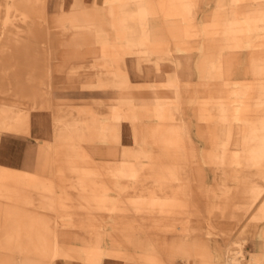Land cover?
<instances>
[{
	"label": "bare ground",
	"instance_id": "1",
	"mask_svg": "<svg viewBox=\"0 0 264 264\" xmlns=\"http://www.w3.org/2000/svg\"><path fill=\"white\" fill-rule=\"evenodd\" d=\"M46 1L0 0L3 16L14 20L17 34H23L16 38L15 51L25 50L38 36L52 39L85 27L80 0L56 21L49 20L53 17ZM99 4L103 5L100 15L111 16L119 40L110 42L106 27L98 25L97 57L85 69L95 76V87L116 92L134 86L125 60L135 56L139 65L152 63L157 70L165 62L172 65L166 80L150 85L171 94L146 104L117 98L105 114L99 109L106 102L103 99L97 100L98 109L74 106L54 119L53 140L47 143L52 151L46 154L49 174L0 166V264H104L110 258L127 264H175L170 256L159 257L151 233L172 231L168 220L193 204L204 211L212 228H216L214 211L233 206L253 212L255 222L237 237L228 231L221 236L218 257L223 264H264V249L248 256L249 245L253 250L264 246L260 235L264 228L259 226L264 218V0H103ZM57 6L62 8V2ZM50 44L45 46L48 52L53 51ZM5 49L11 45L0 42V50ZM10 65L0 67L5 70ZM16 82L0 85V131L30 134L32 120L24 97L40 96L41 86L27 92L21 81ZM48 87L51 93L54 87ZM12 96L17 97L15 102ZM76 158L82 161L74 167L69 161ZM92 159L101 163L92 164ZM65 175L82 185L83 193L127 192L134 202L151 195L157 203L147 209L160 216L146 230L153 247L140 250L142 230L122 227L119 213L106 212L105 220L93 215L94 206L80 197L74 204L73 187L57 186L56 178ZM131 205L139 214L138 204ZM200 224L182 221L178 225L182 236L171 241L178 244L183 264L201 258L195 236Z\"/></svg>",
	"mask_w": 264,
	"mask_h": 264
},
{
	"label": "rangeland",
	"instance_id": "2",
	"mask_svg": "<svg viewBox=\"0 0 264 264\" xmlns=\"http://www.w3.org/2000/svg\"><path fill=\"white\" fill-rule=\"evenodd\" d=\"M75 1L76 0H48L46 1V5L48 6L47 8L48 15H51L53 17V18H49V20L56 21L60 17L63 18L64 17L63 10L65 12L71 10L73 7V4H75L74 3ZM2 2H0V42H4V43L8 42V44L11 45V49H7V50L5 49L6 51L0 50V55H2L0 56V60H1L0 65L5 64V63L7 64L8 62L11 65L5 70H2V68L0 67V85L1 86L6 85V84H12L16 81H18V83L19 81H21L20 84H23L25 73H27L28 71L30 72L32 69L34 71L37 69L38 71L36 75L40 79L41 77H43L44 79V75H45L44 70L48 67V65H50L53 69H56L57 71L60 69L59 72L54 73V76H55V78H53L54 83L59 84L61 86L68 85V84L74 83L73 82L74 80L75 81L77 80L76 79L77 75H75L74 80L68 79V76L70 75L68 72L69 70L75 69L78 72L77 74H79V70L84 71L85 69H87L85 66L88 65L90 62L94 61L95 58L97 57L98 50L94 47L87 48V46L86 47L77 46V47H74L73 49H70V47L64 48L62 46V44L64 43L63 37L69 33L68 31H66L63 34L59 33L58 36L54 35L52 36L53 37L52 39H49L48 36L45 34L38 36L37 39L35 38V39L30 40L29 42L30 46L26 47L25 50L16 49L15 51L14 47L19 48V45H17V42L15 43L16 38L23 37V34H17L18 32L16 31V25H15L14 20H12L11 18L7 16H3L4 13L2 11L4 9H1V7L3 8ZM58 2H62V8L57 6ZM55 15H57V17ZM51 16H48V17H51ZM48 17H47V20H48ZM68 35H71V33ZM51 42H52V45L51 44L50 45L53 48L52 49L53 51H51L52 54L51 52H48L45 48V46H47L48 43H51ZM20 43L22 44V41H20ZM33 44H36L35 46L36 48L31 47V45ZM40 47L42 48L39 49ZM24 53H25L24 55L25 59L23 60ZM36 61L37 62L40 61L41 64L35 66L34 64L37 63ZM10 75L11 76L16 75L17 79L16 80L10 79L11 78ZM19 77L20 79H18ZM56 77H57V80H56ZM59 90L60 91L65 90L66 92L71 93V89H61L60 88V89L54 90L55 97H56V94L59 92ZM93 94H94L93 97L87 96V97L80 98V96L78 95L72 96V97L69 96L70 99L65 98L66 100L64 101H66L67 103L76 104L82 101L95 102V99L100 98L99 95H101L102 98H104V91L97 90ZM73 97H76V98L73 99ZM109 107L110 106L103 105L104 114L105 112L107 113L108 111L107 109ZM46 111L49 112V110H46ZM34 112L35 111H33V113ZM49 114L51 113L49 112ZM50 119H52V114L50 115ZM47 148H48L46 149L48 151L47 154L48 153L52 154L50 147L48 146ZM48 159L50 158L49 157L47 158V164H48ZM81 161L82 160L76 158V159L69 161V164L75 167L79 165ZM91 162L92 164H96L99 162L101 163V161H98L96 159H92ZM164 162L169 163V164L172 163V161L170 160H166ZM56 179L59 182V184L57 183V186H61L63 190L73 187V192L71 193V197L73 198L72 202L74 204L78 202L77 201L78 197H80L83 201L89 202L90 205L94 206L93 210L91 211L93 215L98 214V217H103L105 220H107V217L105 216L106 212L108 213L113 212L114 214L119 213L120 222L123 225L122 227L131 228V229L138 228L139 230H142L139 232L140 233L139 236L141 240L140 244L142 246L140 250L141 249L148 250L153 247V242L149 238V233L146 230L147 228L152 226L151 224H153V222L156 221V219L160 220V216L158 215V213L153 212L152 210L148 211L147 209L148 204L151 205V204L157 203L156 201H153L152 199L149 198L151 195H149V197L141 195L134 202L133 198H129L127 196L126 194L127 192H125L124 194L123 193L119 194L116 191H114L113 194L111 193L103 194L97 191L83 193V191L80 190L79 188V186L81 187L83 186L79 184L71 183L72 178L70 176L65 175L62 178L59 176ZM112 180H118V178H113ZM67 181H70V183H67ZM195 181L197 180L195 179L194 182ZM108 196L110 198H108ZM195 196H197V194H195ZM186 202L191 203L189 200ZM194 202L196 201L194 200ZM133 203H137L140 208L139 214H137L138 216L135 215L136 210H134L135 208H133L131 205ZM100 204L101 205L106 204L107 207L104 208V206H102L103 208L102 207L100 208L99 207ZM118 205L121 206L119 209L110 208L111 206L117 207ZM190 206L187 209H184L183 211L180 210L182 211L181 213H183L182 215L179 214L174 217L172 216V219L168 220V222L170 221L172 222V226H171V228L173 229L172 231H157V232L151 233L159 245L158 255L160 258H163V257L165 258L167 256H170L172 257V260L175 262V264H183L182 259L178 257L179 256L178 244L172 243L171 241H173L174 239H179L182 236L181 228L178 227V225L182 221L190 220L191 223L200 222L202 224V225L200 224V226L197 225L198 227L197 231L196 233L194 232L195 236L197 237L199 241V243L196 246V249H197L198 254H201V258L200 257L197 258L195 264H201L206 260L211 261L214 264H223V259L221 257L220 258L218 257V254L221 253L222 251L221 248L223 246V241H222L221 236L225 235V233L227 234V231H228L229 232L228 235H230L231 237H237L239 235V231L245 228V226L247 227L248 223L252 224V222H255V221H252L253 212L244 213L243 211H237L235 208L232 209L233 206H229V208L231 209L228 208L222 211L217 210L212 213L213 223L215 224V227H216V228H212L211 226H208L206 223V220L204 217V211L198 208V206H196L195 204L192 205L193 206L192 208ZM259 226L261 227V229L264 228V218L260 219ZM222 229L226 231L221 232L220 230ZM108 230H111V228L109 227L107 231ZM260 235L264 237V232L263 233L261 232ZM159 239H161L160 243L158 241ZM163 239H166L168 242L170 241V243H165ZM263 249H264L263 244L262 246H259L255 250H252V248L249 247L248 250L251 252L248 253V256L250 255V253H252V251L256 253V252L262 251ZM119 262H123L127 264V261L124 259L119 260ZM75 263L82 264L77 261Z\"/></svg>",
	"mask_w": 264,
	"mask_h": 264
},
{
	"label": "crops",
	"instance_id": "3",
	"mask_svg": "<svg viewBox=\"0 0 264 264\" xmlns=\"http://www.w3.org/2000/svg\"><path fill=\"white\" fill-rule=\"evenodd\" d=\"M102 1L103 0H80L82 4L80 10L83 12L81 22L85 27L75 28L69 31L68 34L71 33V35L66 34L63 37L64 43L62 46L64 48L70 47V49H73L77 46H87V48L95 47L98 44L97 27L99 24L106 27V33L110 42H118L119 38L117 30L115 29V26L111 24V16L107 15L103 17V15H100L99 7L103 5L99 4V2L102 3ZM172 40H176V38H172ZM161 52L164 53V51ZM93 62L94 61L90 62L85 67L88 68ZM140 64L141 65H139L138 59L135 56H128L126 58V74L134 86L130 89L116 92L105 88H96V78L95 76H92L88 70H79L80 75L77 74L78 72L75 69L69 70L68 72L70 75L68 76V79L74 80L75 75H77V80H74V83L62 86L53 81V78H55L54 73L59 72L60 69L57 71L52 67L50 68L49 65L44 70V79L43 77L40 79L36 75L38 71L37 69L35 71L32 69L30 72L28 71L25 73L23 85H25L26 91L28 92V89H33L40 85L42 93L40 96H33L30 94L24 97L26 110L30 111H26V113L31 115L30 117L32 120L30 134H12L0 131V166H8L17 169L22 168L30 173L41 172L45 175L49 174L46 156L48 151L46 149H48L47 143L53 140L54 119L62 113L70 112V108H73L74 106L83 104L91 105L98 109L97 100L99 99L106 101L104 105L111 106L116 102L117 98H130L135 100L138 104H146L152 103L153 98L158 96H170V91L162 92L159 88H151L150 85L154 82L166 80L168 73L172 71V65L169 64V62H165L162 66L163 69L157 70L156 66L152 63L142 62ZM14 83L16 84L17 82ZM50 84H52V88L54 87L51 93L48 92L50 89L48 86ZM60 88L71 89V93L66 92L65 90H59L55 97L54 90ZM97 90L104 91V98L99 95L100 98L95 99V102L82 101L80 103L72 104L64 101L66 100L65 98L70 99L69 96L72 97L76 95L80 96V98L87 96L93 97V93ZM74 98L76 97H73V99ZM10 99L15 102L17 97L12 96ZM99 109L102 112L104 111L103 107H100ZM46 110H49L52 114V119H50L51 114ZM33 111L35 112L33 113ZM128 131L129 128L127 126L125 134H127ZM249 247L252 248L250 245L248 248ZM73 264L76 263L74 262ZM104 264L125 263L110 258L106 259Z\"/></svg>",
	"mask_w": 264,
	"mask_h": 264
}]
</instances>
